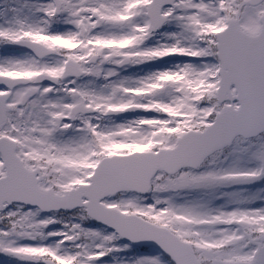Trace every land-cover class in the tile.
<instances>
[{
  "label": "snow or ice",
  "instance_id": "1",
  "mask_svg": "<svg viewBox=\"0 0 264 264\" xmlns=\"http://www.w3.org/2000/svg\"><path fill=\"white\" fill-rule=\"evenodd\" d=\"M0 264H264V0H0Z\"/></svg>",
  "mask_w": 264,
  "mask_h": 264
}]
</instances>
